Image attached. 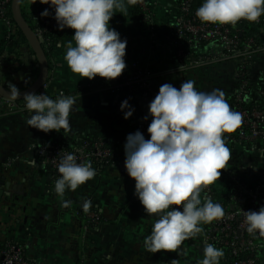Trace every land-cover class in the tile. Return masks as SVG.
<instances>
[{"label": "crops", "instance_id": "1", "mask_svg": "<svg viewBox=\"0 0 264 264\" xmlns=\"http://www.w3.org/2000/svg\"><path fill=\"white\" fill-rule=\"evenodd\" d=\"M149 2L152 13L149 21H142L135 14L133 5H127L125 0L126 10H114L110 27L127 40L124 72L132 64L147 70L152 91L107 95L105 87L88 88L108 81L99 76L89 80L71 71L64 57L69 42L75 46L72 37L75 30L66 28L62 41L51 55L50 77L45 90L52 99H57L60 93L79 99L70 113L71 131L44 133L26 124L28 113L0 106V182L3 183L0 190L4 192L0 195V252L13 242L23 246L27 258L34 264H198L204 258L205 244L213 245L207 239L209 224H202L203 235L185 240L177 252H146L144 239L151 234L155 217L147 216L134 195L135 180L125 170L124 144L126 136L137 130L145 139L150 138L142 129L151 118L146 121L143 117L162 84L170 83L179 89L182 82L194 80L198 91L221 89L228 102L235 91L241 61L225 55L220 46L208 45L200 49L206 60L203 64L179 70L180 63L170 41L178 8L171 0ZM8 32V26L0 20V65L7 70V60L14 58L18 60L17 68L21 63L28 70L37 69V61L26 44L22 45L25 53L21 56L4 44ZM257 38L264 45V25L257 32ZM248 69L251 88L247 96L249 102H256L263 84L264 54L255 53L249 60ZM0 77L4 78L1 71ZM12 77L15 80L4 81H18V77ZM125 99L135 108L129 119H124L120 110ZM83 137L110 142L115 158L106 166L89 161L96 170L94 179L75 191L66 190L63 196H58L54 188L60 176L44 164L36 146L59 142L72 149ZM224 139L232 150L228 165L232 172H229L259 186L264 170L262 155L253 147L232 143L225 136ZM32 160L36 161L35 165L28 163ZM215 189L217 197L231 198L235 185L228 177H221L215 182ZM65 200L71 201L67 208L61 206ZM84 200L91 201L89 212H97L100 221L92 222L86 218L82 210ZM257 260L264 264V237L257 242ZM220 264H230V261L224 255Z\"/></svg>", "mask_w": 264, "mask_h": 264}, {"label": "clouds", "instance_id": "2", "mask_svg": "<svg viewBox=\"0 0 264 264\" xmlns=\"http://www.w3.org/2000/svg\"><path fill=\"white\" fill-rule=\"evenodd\" d=\"M140 2L126 0L127 5ZM39 3L49 5L40 15L52 16L58 30H75L72 36L75 46L69 42L64 57L73 73L89 80L99 76L108 82L123 74L127 67V40L110 27V20L115 9L126 10L125 0H39ZM49 9L54 10V15ZM195 15L201 22L211 24L235 26L242 19L256 23L264 15V0H203ZM179 70H183V65ZM8 90L10 100L20 97L15 85L9 84ZM23 99L29 127L44 133L71 131L69 117L79 99L63 93L57 99L25 93ZM120 110L124 119L135 112L128 99L121 102ZM149 118V139L140 130L126 136L125 170L135 180L134 195L145 213L155 217L151 234L144 239L146 252H177L185 240L203 235L202 224L224 218L222 205L210 197L202 202L200 193L219 180L220 170L228 168L232 150L224 133L235 132L243 117L230 109L221 89L198 91L194 80H186L179 89L170 83L159 87L143 117L146 121ZM28 163L35 165L36 161ZM58 172L61 175L54 188L58 196H63L66 190L75 191L96 175L91 162L78 163L73 154L61 156ZM70 205V200L61 202L65 208ZM91 207V201L84 200L82 210L88 213ZM242 215L246 231L264 237V205L258 211H243ZM224 255L222 249L205 244L204 258L198 264H220Z\"/></svg>", "mask_w": 264, "mask_h": 264}, {"label": "built area", "instance_id": "3", "mask_svg": "<svg viewBox=\"0 0 264 264\" xmlns=\"http://www.w3.org/2000/svg\"><path fill=\"white\" fill-rule=\"evenodd\" d=\"M11 3L12 0H0V20L8 26L9 37L15 36L16 27L15 23L7 15L11 8ZM189 3L190 0H182L178 8V14L173 21L170 41L174 55L180 66L183 65V70L196 68L206 61L204 60L205 56L200 53L201 47H199V44L201 41H208L210 42L209 45L220 46L224 50L225 55L235 56L240 59L241 70L236 75L237 84L235 91L227 103L232 111L242 114L243 121L235 132L224 133V136L232 143L253 147L262 155L264 161V108H249L246 106L249 102L246 88L250 80L249 73L245 71L248 68L250 58L255 53L264 54V45H261L257 38V32L264 25V17L261 16L258 22L253 23L257 26L254 33L249 38L241 40L236 34L231 33L227 24H211L199 22L196 19H189ZM138 4L144 12V17L141 20L144 22L149 21L152 16L149 0H141ZM40 5L43 9L49 8V5ZM49 10L54 15V10ZM53 30L58 29L52 16L42 17V28L38 29L36 33L42 43H44L43 33ZM189 34L193 38L188 41L186 36ZM149 76L147 70L140 68L137 64H132L128 67L121 82H114L112 85L107 86L106 89L111 94L131 93L136 88L140 91L150 92L152 91V84ZM38 94H46L45 87ZM260 98L264 100V88L260 92ZM25 103V101L6 100L0 96V106H5L11 111L28 113ZM36 152L42 157L44 164L51 167L59 176L61 174L58 172V165L62 155L73 154L76 156L78 163H88L89 161L110 163L113 158L112 151L105 146L103 139H98L92 146L85 141L72 149H64L60 145L49 143L36 146ZM224 170L227 174L222 177H228L235 185V192L231 196L234 201L231 208L225 204L226 198L216 196L215 183L203 189L200 193L202 202H204L206 197H210L214 203L222 205L225 213L222 220L213 221L209 224L207 239L224 252L229 251L234 259V264H257V257H247L244 254L245 250H254L256 243L249 238L250 235L255 234H249L246 231L247 226L242 212L249 210L258 211V208L264 205V170L261 173L262 183L259 186L249 184L244 179H241L240 176H237V173H231L232 171L229 168ZM172 207L179 208L176 205ZM180 210L182 211V208ZM85 215L92 222L100 221V215L95 211L88 212ZM0 264L34 263L27 258L23 246L10 242L0 252Z\"/></svg>", "mask_w": 264, "mask_h": 264}, {"label": "trees", "instance_id": "4", "mask_svg": "<svg viewBox=\"0 0 264 264\" xmlns=\"http://www.w3.org/2000/svg\"><path fill=\"white\" fill-rule=\"evenodd\" d=\"M171 1L173 2L174 5H176L177 8H179L181 3H182V0H171ZM202 2H203V0H190V3H189L190 12L188 14V18L189 19H196L197 21L201 22L196 17L195 12L202 5ZM23 4H22L23 14H24L27 22L30 24V26L35 31H37L38 29L42 28V17L40 15V13L44 9L41 7V5L39 3V0H37V3L32 4V5L30 3V0H23ZM133 8H134L135 14L138 15L140 19H142L144 17L143 16L144 12H143L142 8L139 6V4L137 3L136 5H133ZM7 15L12 20V22H14L13 19H12L11 8H10V10H9ZM227 26L230 27L231 33L232 34H236L241 40L249 38L250 35L253 34L254 31L257 28L256 25H254L252 22H248L247 20H242L236 26H232L231 24H227ZM65 30H66V28L64 30H62V31L61 30H53V31H45L43 33V38H44L43 46H44V49L46 51V54H47L49 60L51 59L52 53L55 52V50L59 46L60 42L62 41V38L64 37V34H65ZM192 38H193V36L191 34L186 36V40H188V41H189V39H192ZM4 44L9 46L13 50V53H16L18 56H21V54L25 53V51H23L24 49L22 47V45L25 44V38H24L21 30L17 26L15 27V36H13V37L7 36L6 39H5ZM209 44H210V42H208V41H201V43L199 44V47L203 48L205 46H208ZM30 53H33V52L31 51ZM1 54L2 53H0V57L2 56ZM7 61L8 62H6V63L9 66V68L7 70H5V68H3V65H0V71L4 74V78L3 79H2V77H0L2 79V81H4L5 79H13V80H15V78L12 77V76H15V77H18L17 78L18 79L17 83L19 85H22V87H26L33 81V79L36 77V75L38 73V69H33L32 70V68H31L30 70H28V68L24 64H21V63L19 64V67L21 68L20 71H19V67L17 68V66H16L17 65L16 63L18 62L17 59L12 58V59H9ZM125 61H126V64H127V59H125ZM248 66H249V64H248ZM139 67L142 68L141 66H139ZM245 71H247V73H249V69L248 68ZM126 72H124L120 77L116 78L115 80H112L110 82H106L104 84H97L96 83L94 85H89L88 88H90V89L101 88V87H105L106 88L107 86L112 85V83H114V82L119 83V82L122 81V78H123V76H124V74ZM249 88H251L250 87V83H249L248 87L246 88L247 92H249ZM263 88H264V83L262 84L261 90ZM137 90L138 89L136 88L135 90H133L131 92V94L137 92ZM46 95L49 96L48 93H46ZM107 95H113V94L107 92ZM114 95H116V94H114ZM23 101H25V100L18 101V102H23ZM246 106H248L249 108H260V109H262V108H264L263 107L264 106V100H263V98H259V100L256 101V102H248L246 104ZM149 124L150 123L143 124L142 131H145L147 133V128H148ZM148 136H149V134H148ZM97 140L98 139L94 138V137H83V138H81L79 140V144H81L82 142L87 141L92 146L94 143L97 142ZM53 143L57 144V145H60L64 149H70V148L64 147L59 142H53ZM105 146L110 148V150L112 151V154H113V158L110 160V163H100L98 161H94V162H97V163L101 164V166H106V165L111 164L113 162L114 158H115V150H114L113 146L110 144V142L105 141ZM47 167L52 172L57 174L51 167H49V166H47ZM220 171H221L220 178L227 174V172L224 169H222ZM233 202L234 201H233L232 198H226L225 199V204L228 205L230 208L232 207ZM258 210H259V208H258ZM209 228H210V225L208 226L207 232H208ZM249 238L252 239L253 241H255L256 247L254 248V250H245L244 254L247 257H257V242L263 237L259 236V234H255V235H250ZM213 245L216 246L214 243H213ZM224 253H225V257H227L229 259L230 264H234V259L230 255L229 251H225ZM257 264H259L258 260H257Z\"/></svg>", "mask_w": 264, "mask_h": 264}, {"label": "water", "instance_id": "5", "mask_svg": "<svg viewBox=\"0 0 264 264\" xmlns=\"http://www.w3.org/2000/svg\"><path fill=\"white\" fill-rule=\"evenodd\" d=\"M23 0H12L11 3V12L12 19L15 25L21 30L24 38L25 44L33 52V59L37 61L36 67L38 73L33 81L26 87H22L17 82L14 81H2L0 78V96L3 99L10 100L7 95H9L8 85H15L20 91V97L15 101H22L25 93H36L38 94L46 86L49 77H50V60L46 54L43 43L37 35L36 31L30 26L27 22L22 9ZM25 46V48H27ZM0 184H3L0 182ZM7 187L10 188V184H7ZM3 190H0V195L3 194ZM7 196H10V193H6Z\"/></svg>", "mask_w": 264, "mask_h": 264}, {"label": "rangeland", "instance_id": "6", "mask_svg": "<svg viewBox=\"0 0 264 264\" xmlns=\"http://www.w3.org/2000/svg\"><path fill=\"white\" fill-rule=\"evenodd\" d=\"M24 4H25V3H24ZM24 4H23V5H24Z\"/></svg>", "mask_w": 264, "mask_h": 264}]
</instances>
